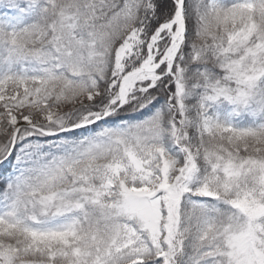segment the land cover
I'll return each mask as SVG.
<instances>
[{"label":"snow or ice","instance_id":"obj_1","mask_svg":"<svg viewBox=\"0 0 264 264\" xmlns=\"http://www.w3.org/2000/svg\"><path fill=\"white\" fill-rule=\"evenodd\" d=\"M0 264H264V0H0Z\"/></svg>","mask_w":264,"mask_h":264}]
</instances>
